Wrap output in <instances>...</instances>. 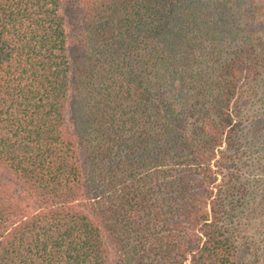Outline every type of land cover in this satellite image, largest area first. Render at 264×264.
I'll list each match as a JSON object with an SVG mask.
<instances>
[{"label":"trees","instance_id":"1","mask_svg":"<svg viewBox=\"0 0 264 264\" xmlns=\"http://www.w3.org/2000/svg\"><path fill=\"white\" fill-rule=\"evenodd\" d=\"M0 264H264V2L0 0Z\"/></svg>","mask_w":264,"mask_h":264},{"label":"rangeland","instance_id":"2","mask_svg":"<svg viewBox=\"0 0 264 264\" xmlns=\"http://www.w3.org/2000/svg\"><path fill=\"white\" fill-rule=\"evenodd\" d=\"M264 2V0H261V3Z\"/></svg>","mask_w":264,"mask_h":264}]
</instances>
